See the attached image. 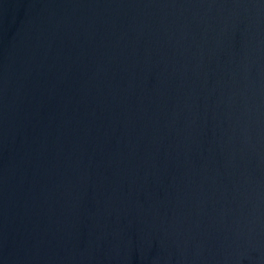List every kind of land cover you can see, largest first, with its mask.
Returning <instances> with one entry per match:
<instances>
[{
    "label": "water",
    "instance_id": "water-1",
    "mask_svg": "<svg viewBox=\"0 0 264 264\" xmlns=\"http://www.w3.org/2000/svg\"><path fill=\"white\" fill-rule=\"evenodd\" d=\"M0 264H264V0H0Z\"/></svg>",
    "mask_w": 264,
    "mask_h": 264
}]
</instances>
